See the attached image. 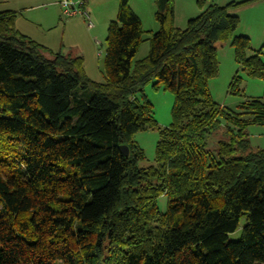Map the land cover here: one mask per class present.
<instances>
[{
	"label": "trees",
	"instance_id": "1",
	"mask_svg": "<svg viewBox=\"0 0 264 264\" xmlns=\"http://www.w3.org/2000/svg\"><path fill=\"white\" fill-rule=\"evenodd\" d=\"M257 1L197 0L208 4L179 30L172 0H157L152 33L119 0L101 83L80 57L20 34L16 12H0V264H264V150H251L246 132L264 126V94L231 112L208 89L218 42L264 80L261 53L248 55L232 14ZM143 42L146 57L133 61ZM239 83L235 75L232 94ZM148 84L173 96L164 129L141 96ZM221 121L226 140L208 150ZM145 130L159 134L156 165L140 168L132 138Z\"/></svg>",
	"mask_w": 264,
	"mask_h": 264
},
{
	"label": "rangeland",
	"instance_id": "2",
	"mask_svg": "<svg viewBox=\"0 0 264 264\" xmlns=\"http://www.w3.org/2000/svg\"><path fill=\"white\" fill-rule=\"evenodd\" d=\"M56 1L58 0H0V11L9 7L21 10V16L17 20L15 19L17 27L23 28L20 23L24 25L23 30L30 34L36 42H41L52 52L60 51L65 56L80 57L87 78L96 83L104 82L105 38L109 23L116 18L119 0H83L84 4L79 9L88 14L90 28H87L86 21L79 15L69 18L61 17L62 19L56 22L55 14L59 8L55 3ZM71 1L77 3L80 0ZM156 1L128 0L129 8L140 19L143 29L152 33L159 29L155 20ZM239 1L243 0H229L227 3ZM172 2L173 26L179 30L185 29L187 21L197 17L208 4L205 3L204 7L200 8L197 0H172ZM236 12H240L241 24L234 35H247L251 47L248 55L260 52L264 64V2L253 7L248 6L233 11L232 14L235 15ZM147 38L148 35H144L143 39ZM148 48V42H143L139 46L133 61L145 58ZM215 48L218 73L215 78L208 82L211 99L231 112H238L239 105L244 101L263 96L264 80L250 78L239 70L234 62L230 41L218 42L215 44ZM235 75L240 78L239 93L232 94L229 85ZM141 96L152 105L153 119L158 127L160 129L166 128L171 122L172 94L164 90L162 86L153 89L152 84H148L143 88ZM137 99L140 102L139 94ZM246 132L251 150H264V126H249ZM132 139L144 155L143 161L139 162L138 166L140 168L154 167L156 165L155 147L159 140L158 131H140ZM224 140H226L224 122L221 121L219 129L207 138L206 147L208 150H213L217 142ZM167 202L165 197L158 200L157 205L161 213L166 211ZM243 225L244 220L242 219L239 229L228 235L229 241L239 239Z\"/></svg>",
	"mask_w": 264,
	"mask_h": 264
},
{
	"label": "crops",
	"instance_id": "3",
	"mask_svg": "<svg viewBox=\"0 0 264 264\" xmlns=\"http://www.w3.org/2000/svg\"><path fill=\"white\" fill-rule=\"evenodd\" d=\"M36 1V0H35ZM227 1H229V0H210V1H208V2H210V3H212V4H215V5H218V6H222L224 3H227ZM232 1V0H231ZM262 2H264V0H261V1H257V2H254V3H252V4H250V5H248V6H251V7H253V6H255V5H257V4H260V3H262ZM57 5H58V1H56L55 2ZM225 5V4H224ZM59 6V5H58ZM248 6H245V7H241V8H239V9H237V10H234V11H238V10H241V9H243V8H246V7H248ZM14 7V6H13ZM59 8H60V6H59ZM58 8V9H59ZM56 10L57 11V14H55V18H56V22H59L64 16H62V12H61V8L59 9V10ZM3 11H15L16 13H17V17H16V20L18 19V17L19 16H21V10H17V8H15L14 7V9L13 8H6L5 10H3ZM3 11H0V12H3ZM61 12V13H60ZM59 14H60V16H59ZM235 15L239 18V26H240V24H241V22H240V20H241V15H240V12H236L235 13ZM62 17V18H61ZM65 18V17H64ZM16 20H15V29H17V31L20 33V34H22V35H24V36H26V37H29V38H31L33 41H35L36 42V40H34L33 38H32V36H30V34H28L25 30H23L24 29V25H22L21 23H20V25L23 27V28H20V27H17L18 25H17V23H16ZM243 35H246V34H243ZM247 36V35H246ZM248 37V36H247ZM38 44H40V45H42V46H44L45 48H47L44 44H42L41 42H37ZM48 49V48H47ZM58 52H60V51H58Z\"/></svg>",
	"mask_w": 264,
	"mask_h": 264
},
{
	"label": "built area",
	"instance_id": "4",
	"mask_svg": "<svg viewBox=\"0 0 264 264\" xmlns=\"http://www.w3.org/2000/svg\"><path fill=\"white\" fill-rule=\"evenodd\" d=\"M83 0H80L77 3H72L71 0H58V5L61 8L62 15L66 18L81 16L86 21L87 28L91 27L89 22V16L85 11H80L79 7L83 6Z\"/></svg>",
	"mask_w": 264,
	"mask_h": 264
},
{
	"label": "water",
	"instance_id": "5",
	"mask_svg": "<svg viewBox=\"0 0 264 264\" xmlns=\"http://www.w3.org/2000/svg\"><path fill=\"white\" fill-rule=\"evenodd\" d=\"M119 151L124 155L127 156L128 155V149L126 146H120L119 147Z\"/></svg>",
	"mask_w": 264,
	"mask_h": 264
}]
</instances>
